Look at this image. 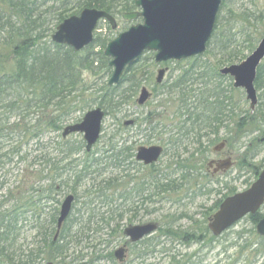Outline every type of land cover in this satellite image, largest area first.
I'll return each instance as SVG.
<instances>
[{
    "label": "trees",
    "instance_id": "1",
    "mask_svg": "<svg viewBox=\"0 0 264 264\" xmlns=\"http://www.w3.org/2000/svg\"><path fill=\"white\" fill-rule=\"evenodd\" d=\"M135 1L0 0V179L3 177L0 181V264H82L87 256L74 255L84 243L93 246L88 262L93 264L101 254L93 244L99 227L108 228L113 237L121 236V223L126 213L132 212V219L136 218V204L142 206L144 202L153 203L157 197L164 196V199L167 195L179 194L187 185L199 181L197 166L207 159V149H201V138L213 135L218 141L219 129H225L224 123L230 121L225 115L229 109L228 97L220 84L213 83L210 88L202 81L203 90L191 97L188 87L192 81L188 83V78L183 76L172 86H159L164 92L155 96L160 108H165L166 103L176 97L174 113L178 121L174 130L164 132V123L151 125V114L144 119L147 123L144 131L155 135L150 140L166 136L165 140H158L163 144V155L171 158L163 167L155 164L144 168L137 164L134 161L135 145L120 140L124 130L118 126L100 155L97 151L86 153L82 141L61 138L62 129L71 120L79 122L93 106L100 107L105 117L112 116L120 121L116 114H121L124 106L134 103L144 78L152 80L151 72L144 67H154V63L153 54L146 53L127 69L118 86L108 88L102 83L97 87L87 82L83 74H99V79L110 76L109 60L103 56L109 38L96 34L91 45L76 53L69 47L53 43L52 34L65 19L78 15L85 8L104 11L117 20L123 13L137 10ZM236 17L234 21L239 24L241 35H234L232 27H225L219 14L206 52L201 55L213 58L215 69L243 61L245 56L241 48L244 47L238 45L239 41L247 45L246 49L251 53L261 35L256 29L252 30L257 19L245 13ZM50 22L53 25H49ZM201 56L195 57L192 65H198L196 62ZM201 65L208 70L206 61ZM213 77L222 78L218 71ZM224 78L231 87L232 80ZM254 86L260 93L259 117L251 116L245 120L239 117V122L233 125L234 133L256 130L264 123V61L256 70ZM189 99L193 102L189 103ZM227 113L230 115L231 110ZM187 144L197 146L194 152L200 154L197 162H192L194 154L188 152ZM258 146L256 140L254 147ZM254 147L246 148L242 159ZM31 151L35 156L30 157ZM14 158L24 167L16 173L15 184L6 186L5 179L11 172L9 167ZM251 159L249 165L246 160H241L238 169L249 170L255 180L260 171L256 167L250 168ZM173 164L182 169L180 180L183 184L171 180L169 170ZM142 171L146 175L134 178ZM207 184L200 183L204 192H208ZM250 185L248 183L247 187ZM63 188H69L75 202L85 201L83 208L74 212L78 217L74 215L68 219L57 241H53L58 215L56 197ZM222 189L226 192L208 210V218L225 198L237 193L227 185ZM263 216L264 213L258 212L248 219L256 226ZM168 219L158 225L156 233L159 237L139 242L144 246L137 250L138 257L154 254L161 237L175 236L190 244L200 241L203 231L209 234L205 228L198 229V237L197 233L177 231L174 228L177 219ZM26 226L29 229L24 231ZM27 232L31 233L29 239L23 238ZM167 258L170 260L166 264L182 262L175 256Z\"/></svg>",
    "mask_w": 264,
    "mask_h": 264
},
{
    "label": "rangeland",
    "instance_id": "2",
    "mask_svg": "<svg viewBox=\"0 0 264 264\" xmlns=\"http://www.w3.org/2000/svg\"><path fill=\"white\" fill-rule=\"evenodd\" d=\"M241 13H245L251 18L254 17L255 19H257V22L254 24L252 23V21H250V24H253L252 30L256 29L257 32L261 34L254 47L255 49L264 37V0H221V8L219 14L220 17L223 18L222 24L225 27H232L233 34H237V36H240L241 33L239 24H237V22L234 20H236V16ZM132 24L134 23L125 22L122 19H117L116 28L112 30L106 22L100 21L95 31L94 39L96 38L97 34L101 35V38H109L110 42L111 40L115 39L118 34L126 31ZM49 25H53V23L50 22ZM238 45L240 47H244L241 48V53L245 56V58L250 55V52H248L246 49L247 45L244 46L241 41H239ZM98 50L99 48L96 49V51ZM193 60H195V58L182 61H168L160 66H156L154 64V67H144L145 70L151 72L152 80H148L147 77L142 80V85L139 87L138 92L136 93L134 103H130L128 106H124L121 110V114H116L117 118H119L120 121H116L112 116L105 117L102 121V134L100 133L101 139L92 150L97 151V155H100V153L103 152L105 148V142L108 138L111 137L112 134H115L114 130L117 126L120 127V129L124 130V133L120 135V140H126V142L130 143L133 142L135 144V148L150 147L155 145L163 146V144H161L160 141L158 142V140H165V135H161L158 140H150L149 138H154L155 135H153L152 132L144 131V129H147V123L144 121V119L148 114H151L149 116L151 120H153V123L151 122V125H155V123L157 122H159V124H165L166 129L164 132H168L170 130L173 131V127L178 121V118H176V115L174 113L177 109L176 97H173L170 101H168L165 108H160L157 106L159 102L158 99L155 98V96L164 92L161 91L162 89L155 82L156 73L160 69H166L165 76L162 82L166 86L174 85L175 83L179 82V79L183 76H186L185 78H188V83H191L192 81V83L188 87L192 92L190 94L191 97L199 95V93L203 90L202 81H206L205 85H208L210 88L214 86L213 83L220 84V87L226 92V97H228V110H231L230 115L227 113L228 110L225 113V115L229 116L230 121L228 123H224L225 129H219L218 141H216L213 135H208L201 138V149H207V159L197 166V177L199 181H197L195 184L192 183L190 185H187V187L184 190H181L179 194L167 195L164 199H162L164 196L162 198L157 197L153 200V203L152 201L151 203L147 204H145L144 202L142 206L136 204V218L132 219L134 213L127 212L121 223V229H125L128 225L145 224L148 222H157L159 224H164L170 220L168 219V217H174L177 219L174 226L177 231L197 233L196 236L198 237L199 230H203L204 228L205 230H207V214L209 212L208 210L226 192L222 189V187L224 188V185H227L231 188H234L237 192H241L248 188V183L251 184L254 181L253 177L255 176L252 175V172H250L249 170L242 171L238 169L239 162L241 160H246L249 165V159L252 158L250 168L256 167L259 171L264 169V143L259 144L260 146L258 147H254V143L259 137H261V132L264 130V123H262L260 125V128L256 130L251 129L248 132L240 133L233 132V125L236 122H239V117H242L243 120L251 116L253 118L259 117L257 107L255 112L253 114H250L249 102L246 100L244 91H242L241 89L233 88L232 85L231 87H228L229 82L224 78V76H222L221 79L215 77L211 78L215 71L217 72L218 70L223 69L222 67L215 69V60L213 58H211L210 56H201L196 62V64L198 65H192ZM204 61L208 63V70L206 67H202L201 65V63H203ZM204 68L207 70V72L205 73V75H202L205 71ZM184 73H186V75H184ZM83 76L87 82H92V84H96L97 87H101L100 84L102 83H105V85L107 86L108 78L99 79V74L93 76L91 73L86 72L85 74H83ZM143 87L148 93L151 94V99L147 101L144 106L138 107L136 105V99L138 98L139 93ZM257 96L259 99L260 93L258 91ZM188 102L192 103L193 100L189 99ZM96 107L97 106H93L92 109ZM260 119H262V117ZM132 120H136L137 122L135 121L133 126L124 129V123L126 121ZM74 124L75 123L71 120L68 125L71 126ZM82 136V134L72 135L68 139L71 141L77 140L83 142ZM222 140L227 141V145L223 149V153L228 152L235 164L225 173L220 172L217 175L212 176L213 169L209 168L207 163L210 160L222 159L220 154H215L212 152V148ZM187 145L188 152L194 154L197 146L190 144ZM248 147H250V149L254 147V150L249 154H246L245 158L242 159V154H245V149ZM83 150L85 151V147H83ZM32 156H35L33 151H31L30 154V157ZM169 159L171 160L169 156L163 155L160 161L157 163V166L162 165L163 167L167 162H169ZM199 159L200 154H194L192 162H197ZM23 167L24 165L18 163L17 158L13 159V163L11 167H9V169H11V172L6 176L5 179L7 184L6 186H12L15 184V175L17 172L20 173L21 170H23ZM171 168L169 170V173L171 174V180L183 184V181L180 180L182 169L176 167L174 164ZM206 169L208 171H206ZM132 174L133 173L131 172V175ZM143 175H146L145 171H142L134 178H138L139 176ZM203 177H205L204 180ZM2 179L3 177L1 176L0 181ZM202 182L208 183V192H204V189H201L202 186L200 185V183ZM67 194H71L69 188H63L60 192H58V195L56 197L58 200V204L55 205L57 207V211H59L60 204L63 198L65 196L67 197ZM84 201L85 200L80 199L78 202L74 203V207L72 203L67 220L74 217V212L76 211V209L77 211H79L83 208L82 203ZM97 208H99V205L97 206ZM258 212L264 213V205L259 209ZM76 216L77 214L75 215V217ZM248 217L249 216L237 222L235 225L221 234L220 237H214L210 232L208 234L203 231L201 233L202 235H200L202 236L201 240L198 242L195 241L190 244H186L180 241L179 238L175 236L168 235L166 236V238L161 237L158 240V245H156L159 247L156 248L157 250L154 252V254H148L146 256L143 255L142 257H138L137 255V250H139L141 246H144L139 244V242L141 240H148L153 237H159L157 233H150L149 235L140 239V241H138L136 244H132L133 246H129L128 249H126L124 246H122V244L126 241V238L123 236V234L118 237H113L109 234L108 228H106L105 226H101L99 227V233L97 235H94L95 241L93 242V244L96 245L97 249L101 251V254L99 255V257H97L96 262H94L93 264H166L170 260V258H167V256H175L177 260H182V262H180L179 264H264V237L257 233L256 226L252 224ZM57 220L58 215L56 222ZM28 229L29 226H26L24 228V231H27ZM23 238H31V233L27 232L26 237ZM92 247L93 246L84 243L77 249L74 256L77 257L78 255H86L87 257L82 262V264H88L89 260L91 259L89 257L92 253ZM120 249L124 250L123 260L121 262L114 257L115 251ZM140 251H142V249ZM93 260L95 261V259ZM53 264L58 263L53 262ZM73 264L77 263L74 262Z\"/></svg>",
    "mask_w": 264,
    "mask_h": 264
},
{
    "label": "water",
    "instance_id": "3",
    "mask_svg": "<svg viewBox=\"0 0 264 264\" xmlns=\"http://www.w3.org/2000/svg\"><path fill=\"white\" fill-rule=\"evenodd\" d=\"M221 0H136L137 12L124 13V21L141 19L140 23L131 25L126 31L107 43L103 55L110 59L108 66L112 69L107 86L112 87L119 83L126 69L132 66L144 52L154 53V63L161 64L168 61H182L202 55L210 40L217 16L220 11ZM100 20H105L116 28L115 19L104 11L85 8L78 15L70 16L60 23L51 36V41L60 46L80 52L94 40V31ZM264 59V38L253 52L239 64L224 67L220 75L233 79V87L242 89L249 102L251 112L258 102L254 88L256 69ZM166 69L156 73L155 82H163ZM151 94L143 87L136 99L138 106L149 101ZM104 112L100 108L88 111L81 122L69 125L63 129L62 137L70 134L82 133L86 144V152L99 140L101 123ZM133 125V121H126L124 127ZM259 143H264V131ZM226 142H221L212 150L221 152ZM163 153L159 146L149 148L140 147L136 152V161L146 166L155 164ZM230 158L208 163L213 169L212 175L226 172L232 167ZM74 197L68 195L61 203L56 233L53 240L58 239L59 232L67 220ZM264 204V169L258 174L251 186L243 192L227 197L219 205L218 210L208 219L207 228L214 237L223 234L247 215H255ZM158 224L155 222L129 225L123 235L129 242L136 243L143 237L155 232ZM257 233L264 237V217L256 225ZM124 250L115 251L114 257L123 260ZM47 264H52L48 262Z\"/></svg>",
    "mask_w": 264,
    "mask_h": 264
},
{
    "label": "flooded vegetation",
    "instance_id": "4",
    "mask_svg": "<svg viewBox=\"0 0 264 264\" xmlns=\"http://www.w3.org/2000/svg\"><path fill=\"white\" fill-rule=\"evenodd\" d=\"M134 123H135V121H133V125H134ZM131 126H132V125H131ZM131 126H127V127H124V126H123V128L125 129V128H129V127H131ZM132 144H134V143L132 142ZM134 145H135V144H134ZM134 145H133V146H134ZM155 146H159V145H155ZM150 147H152V146H150ZM159 147H161V148L163 149V153H164V147H163V146H159ZM138 148H140V147L135 148V151H134V161H135L137 164H140L141 166H143L144 168H148V167L154 165V164H152V165L146 166V165H144L143 163L136 161L135 157H136V152H137ZM145 148H149V147H145ZM212 152H213V151H212ZM213 153H215V154H220L221 157H222V159H220V160H225V159H227V158H230L231 161H232V158H231V156H230V154H229L228 152L223 153V151H221V152H218V153H216V152H213ZM159 159H160V158H159ZM220 160H210V161H208V163H210V162H212V161L218 162V161H220ZM208 163H207V165H208ZM206 167H207V166H206ZM206 171H208V170L206 169ZM216 175H217V174H216ZM212 176H214V175H212ZM136 209H137V208H136ZM122 231H124V230L122 229ZM122 246H124L126 249H128L129 246H133V245L131 244V242H129V241L126 240V241L122 244ZM119 264H121V263H119Z\"/></svg>",
    "mask_w": 264,
    "mask_h": 264
}]
</instances>
